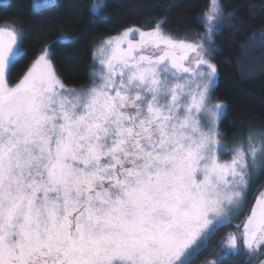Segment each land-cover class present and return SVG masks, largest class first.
Listing matches in <instances>:
<instances>
[{
  "label": "snow or ice",
  "instance_id": "6c2138e0",
  "mask_svg": "<svg viewBox=\"0 0 264 264\" xmlns=\"http://www.w3.org/2000/svg\"><path fill=\"white\" fill-rule=\"evenodd\" d=\"M231 15L210 0L192 41L168 34L166 20L125 29L98 50L100 82L79 90L47 49L10 84L22 33L0 25V264H191L242 215L207 264L241 244L264 255V192L245 215L264 129L229 148L224 105L212 100L209 57Z\"/></svg>",
  "mask_w": 264,
  "mask_h": 264
},
{
  "label": "trees",
  "instance_id": "16d2710c",
  "mask_svg": "<svg viewBox=\"0 0 264 264\" xmlns=\"http://www.w3.org/2000/svg\"><path fill=\"white\" fill-rule=\"evenodd\" d=\"M102 0H0V25L15 21L22 33L21 52L10 83L19 80L29 63L47 46L50 60L65 86H86L91 80L95 45L128 28L150 30L158 21L171 33L194 36L205 26L198 22L209 0H103L107 7L98 14L92 5ZM227 16L214 35L213 64L217 67L212 97L224 103L221 143L230 144L250 130L264 129V0H219ZM55 4V7L48 5ZM264 188V169L258 175L248 205ZM232 226L217 229L191 264L216 259L209 253L221 250L223 237ZM231 230V231H230ZM221 233V234H219ZM219 234V235H218ZM264 255L246 252L224 256V264H257Z\"/></svg>",
  "mask_w": 264,
  "mask_h": 264
},
{
  "label": "rangeland",
  "instance_id": "374dc122",
  "mask_svg": "<svg viewBox=\"0 0 264 264\" xmlns=\"http://www.w3.org/2000/svg\"><path fill=\"white\" fill-rule=\"evenodd\" d=\"M210 1V0H209ZM155 27H156V25H155ZM154 28V27H153ZM152 29V28H151ZM150 29V30H151ZM168 34H171L172 36H174L175 38H178V39H186V40H188V41H192V40H195V39H197L199 36H201V35H203L204 33H205V29H204V31L201 33V34H195L194 36H190V35H187V34H176V33H171V32H169V31H167L165 28H163ZM141 30H143V29H141ZM124 30H122V31H120V32H118L117 34H115V35H111V36H106V38H103L102 40H100L96 45H95V47L93 48V55H92V69H91V71H90V75H91V80H90V82L89 83H87L86 84V86H82V87H75V89H87V88H89V87H91L94 83H96V84H98L99 82H100V78H99V73L101 72V70H102V68H101V65H100V63H99V56H98V50H99V48L102 46V42L105 40V39H107V38H109V37H113V36H117V35H119V34H121L122 32H123ZM143 31H149V30H143ZM131 39H133V41H135V40H138L139 39V37H138V35H132L131 37H130ZM45 49H47L48 50V53H49V49H48V47L47 46H44L41 50H40V52H39V54L38 55H40V54H42V53H44V51H45ZM94 53H97V55H96V57L94 58ZM37 55V56H38ZM37 56L29 63V66H28V68L30 67V65L34 62V60L37 58ZM48 58L50 59V53H49V56H48ZM210 58V60H211V62L213 63V60H212V57H209ZM28 68L20 75L21 77L19 78V80L23 77V75L27 72V70H28ZM19 80L18 81H16V82H14V83H10V84H15V83H18L19 82ZM216 80V79H215ZM66 87H68V86H66ZM68 88H71V87H68ZM212 100H213V103H222L223 105H224V103L221 101V102H219V101H216V100H214L213 99V97H212ZM224 112H222V114H223ZM221 114V115H222ZM257 130V129H256ZM248 134V132H245V134L244 135H241V136H239V139H236V140H234V142L233 143H230V144H226L229 148H231V147H233L235 144H237V143H239V141H240V139L243 137V136H246ZM223 144H225V143H223ZM221 160H229L230 158H231V153H229V154H227V155H221ZM262 171V169H257L254 173H253V176H252V180H251V184H250V189H249V193L251 194L252 193V191L254 190L253 188H254V184H255V182L258 180V175L260 174V172ZM260 192H264V188H262V189H260V191L258 192V194L257 195H259V193ZM249 194V195H250ZM256 195V196H257ZM255 196V197H256ZM249 197V196H248ZM255 203V198H254V202L252 203V204H254ZM252 204L249 206L248 205V202H247V209L245 210V215L247 214V212L248 211H250V209H251V206H252ZM233 216L235 217V214L233 213ZM245 219V216L244 215H242V216H240V218L239 219H235L234 218V220H233V224H242V221ZM231 231V230H230ZM236 231H238V229H234V230H232L230 233H232V232H236ZM219 234H221V233H219ZM218 234V235H219ZM212 236V235H211ZM211 236H210V238H211ZM209 238V239H210ZM209 239L207 240V242H209ZM225 240V238L223 237V241ZM207 242H206V244H207ZM222 245V244H221ZM229 252L230 253H233V254H235V253H239V252H246V253H248L244 248H243V245L241 244V245H239V247H238V250H229ZM249 254V253H248ZM262 260H264V257L262 258ZM207 260L205 261V262H203L202 264H207Z\"/></svg>",
  "mask_w": 264,
  "mask_h": 264
},
{
  "label": "crops",
  "instance_id": "0c3cea01",
  "mask_svg": "<svg viewBox=\"0 0 264 264\" xmlns=\"http://www.w3.org/2000/svg\"><path fill=\"white\" fill-rule=\"evenodd\" d=\"M262 262H264V260L261 259V261H259L257 264H262Z\"/></svg>",
  "mask_w": 264,
  "mask_h": 264
}]
</instances>
